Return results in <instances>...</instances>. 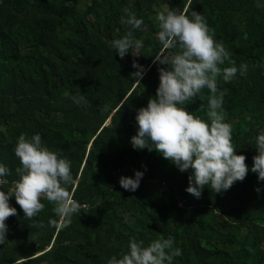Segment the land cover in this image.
I'll return each instance as SVG.
<instances>
[{"label":"trees","instance_id":"trees-1","mask_svg":"<svg viewBox=\"0 0 264 264\" xmlns=\"http://www.w3.org/2000/svg\"><path fill=\"white\" fill-rule=\"evenodd\" d=\"M125 8L143 21L139 28L121 23ZM166 10L201 14L235 66H248L231 82L217 79L218 93L227 90L223 109L232 143L249 168L242 182L221 193L206 185L200 198L192 196L186 191L191 169L182 173L155 150L131 144L138 110L156 98L159 69L169 67L155 57L179 52L178 46L164 50L157 38L155 16ZM129 32L143 47L138 57L129 52L121 59L110 42ZM134 62L145 69L142 78L134 77ZM79 94L86 103H74ZM210 95L205 88L180 106L208 121ZM261 132L264 0H0V164L11 171L0 190L19 179V136L39 134L71 161L75 183L68 191L83 206L68 227L57 229L48 224L59 217L47 200L27 220L11 198L17 215L5 222L0 264H108L133 240L147 247L169 237L182 250L173 264H264V182L251 172ZM136 171L144 173L140 186L126 191L120 177L135 178Z\"/></svg>","mask_w":264,"mask_h":264},{"label":"clouds","instance_id":"clouds-1","mask_svg":"<svg viewBox=\"0 0 264 264\" xmlns=\"http://www.w3.org/2000/svg\"><path fill=\"white\" fill-rule=\"evenodd\" d=\"M256 6L261 7L259 3ZM123 11L128 18H122V24L133 28L141 26L143 21L137 19L128 8ZM155 20L160 29L157 38L163 49L178 46L179 52L170 57H155L156 62L169 67L159 69L160 84L156 98L150 99L147 107L138 110V132L131 138V144L137 150H155L182 173L191 169L186 191L196 198H200L206 185H210L215 193L227 191L235 182H242L246 178L249 168L247 157L237 155L232 143V126L225 122L227 113L223 109L227 90L218 93L217 79L222 77L225 83L231 82L238 72L241 76L246 75L248 66H235L230 53L214 39L203 16L195 11L191 18L184 12L159 11ZM110 46L121 59L129 52L138 57L143 47L131 32L123 38L112 40ZM226 61L232 66L221 68ZM133 68L139 69L134 77L142 78L145 69L135 62ZM205 88L211 93L206 113L208 121L180 106L196 98ZM65 95L69 94L66 92ZM72 99L77 105L86 103L82 94ZM255 143L258 154L253 157L251 172L264 182V132L258 135ZM14 152L21 166L15 169L19 179L12 182L7 192L0 190V244L6 241V220L17 215V209L9 203L13 197L27 220H33L44 210L42 200L54 205L53 212L59 220L50 219L48 224L57 229L68 227L72 216L83 207L68 191V186L75 183L71 161L45 146L39 134L31 139L21 134ZM9 175L10 169L0 164V184L7 183L2 178ZM143 175V172L136 171L135 178L122 176L120 186L126 191L135 192ZM38 226L44 227L43 222H39ZM181 255L182 250L174 247L171 237L156 239L147 247L143 246V242L133 240L127 253H122L121 258L113 256L108 264H173V259ZM16 264H20V261L17 260Z\"/></svg>","mask_w":264,"mask_h":264},{"label":"built area","instance_id":"built-area-1","mask_svg":"<svg viewBox=\"0 0 264 264\" xmlns=\"http://www.w3.org/2000/svg\"><path fill=\"white\" fill-rule=\"evenodd\" d=\"M3 184H0V186H2Z\"/></svg>","mask_w":264,"mask_h":264}]
</instances>
